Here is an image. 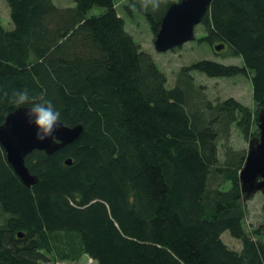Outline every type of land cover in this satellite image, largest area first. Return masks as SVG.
Segmentation results:
<instances>
[{"label":"trees","instance_id":"1","mask_svg":"<svg viewBox=\"0 0 264 264\" xmlns=\"http://www.w3.org/2000/svg\"><path fill=\"white\" fill-rule=\"evenodd\" d=\"M72 1L6 0L13 29L0 16V126L25 107L10 103L11 91L27 88L51 99L67 127H83L63 150L27 157L39 179L32 188L0 144V264L85 256L94 264H264V224L245 227V154L224 144L221 159L219 146L232 125L246 139L259 137L264 0H213L197 42L223 45L217 55L242 64L198 61L173 88L127 31L117 0ZM126 1L125 13L145 17L156 36L181 0H160L155 10ZM94 8L100 14L90 15ZM194 72L248 77L257 109L232 99L213 104L195 87ZM226 232L242 243L240 252L224 243Z\"/></svg>","mask_w":264,"mask_h":264},{"label":"rangeland","instance_id":"2","mask_svg":"<svg viewBox=\"0 0 264 264\" xmlns=\"http://www.w3.org/2000/svg\"><path fill=\"white\" fill-rule=\"evenodd\" d=\"M54 3L61 7H74L75 4L72 0H53ZM118 13L125 19L127 31L133 36L134 40L140 45L143 51L151 54L161 69L168 78V85L173 88L177 83V78L180 71L185 67H190L192 64L201 60L216 61L225 65H236L242 64L241 59L224 57L221 51H216L206 43L199 44L198 39L205 36L203 27L197 26L195 33L196 39L178 48L176 51H169L167 53H158L155 49V35L153 34L151 27L145 17L134 12L133 15L128 16L125 13L123 5L127 4L126 0H117ZM103 10V9H102ZM99 8H94L90 13L100 14ZM0 16L2 23L5 28L13 29L14 25L10 17V9L7 5L6 0H0ZM192 78L196 88H200L203 94L213 104L217 102H224L227 100L238 101L253 111L257 109L254 101L253 86L248 77H236V78H225V79H211L207 76L194 72ZM228 140L222 138L220 146L221 159L224 158L225 148L230 147L235 152H242L245 154V158L249 152L250 142L256 137L246 139L236 125L230 127L228 133ZM246 207V220L245 227L248 232H251L261 225L264 224V195L257 193L252 198L245 200ZM222 239L224 243L232 250L240 252L242 250V243L233 238L229 232L223 234ZM64 240L62 237L56 240L55 249L57 254H64L65 246L63 245ZM52 258V257H51ZM46 264H94L92 260L86 256L80 260H69V259H50Z\"/></svg>","mask_w":264,"mask_h":264},{"label":"water","instance_id":"3","mask_svg":"<svg viewBox=\"0 0 264 264\" xmlns=\"http://www.w3.org/2000/svg\"><path fill=\"white\" fill-rule=\"evenodd\" d=\"M213 0H181L169 7L161 28L155 36V49L158 53L176 50L196 39L195 30L210 9ZM225 47L217 46L216 51ZM26 109L21 107L10 113L0 126V144L7 154V160L23 184L29 188L35 186L39 179L32 175L26 165V159L35 151L45 152L51 156L75 143L83 133L81 125L61 128L57 136L59 144L46 140L38 143L34 130L24 120ZM259 137L250 142L245 166L240 172L239 180L244 199L248 200L257 193L264 195V111L258 119Z\"/></svg>","mask_w":264,"mask_h":264},{"label":"clouds","instance_id":"4","mask_svg":"<svg viewBox=\"0 0 264 264\" xmlns=\"http://www.w3.org/2000/svg\"><path fill=\"white\" fill-rule=\"evenodd\" d=\"M141 7L158 9L160 0H141ZM9 101L16 106H25L24 120L34 130L35 140L38 143L50 139L53 144H59L61 140L57 133L67 126L62 120L61 111L51 99L43 93L38 96L33 95L29 89L24 88L12 90Z\"/></svg>","mask_w":264,"mask_h":264}]
</instances>
